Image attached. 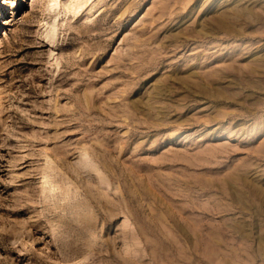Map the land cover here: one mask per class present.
Wrapping results in <instances>:
<instances>
[{
	"label": "rangeland",
	"instance_id": "rangeland-1",
	"mask_svg": "<svg viewBox=\"0 0 264 264\" xmlns=\"http://www.w3.org/2000/svg\"><path fill=\"white\" fill-rule=\"evenodd\" d=\"M0 264H264V0H0Z\"/></svg>",
	"mask_w": 264,
	"mask_h": 264
}]
</instances>
